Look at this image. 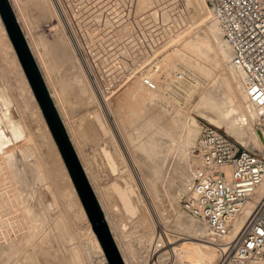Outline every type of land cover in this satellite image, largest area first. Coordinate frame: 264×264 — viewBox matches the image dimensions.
Wrapping results in <instances>:
<instances>
[{"label": "rangeland", "instance_id": "obj_1", "mask_svg": "<svg viewBox=\"0 0 264 264\" xmlns=\"http://www.w3.org/2000/svg\"><path fill=\"white\" fill-rule=\"evenodd\" d=\"M9 1L16 17L19 18L18 22L21 25L22 31L27 36V40L31 45L33 56L40 71L46 77L48 88L55 95L59 93L58 97L55 96V99H57V105L61 114L65 117L67 125H70L69 130L71 134L75 132L76 128H80V125L76 127V125L72 126L71 123L76 124L77 122L84 121V123L79 124L83 125L82 128L87 137H90V142L96 151L94 152L90 147H87L86 143L81 141V138L76 141L78 146L77 151L79 155L81 154L80 159L83 160V163L86 162L89 166L91 183L95 192L99 194V197L105 204L109 220H111V229L113 234H115V243L119 244L127 264H234L225 260L219 261L222 253L227 248V244L224 243L225 241L223 242L221 237L212 233L210 229L203 228L193 221L185 222V225H180L179 229L173 230V237L179 236L176 247L160 254V257L156 254L158 247L154 245L152 240L154 230L149 223L151 220L147 216V209L144 210L136 196L135 186L130 178L132 171L131 169H129V172L126 170L125 162L123 161L122 154H124V151L119 148L118 139H116V142L110 134H105L92 123L90 112L94 108V100H90L88 93L83 92L84 84L76 76V72H78V69H76V64L78 63L77 54L82 55L84 51L97 76L99 86H102V89L106 88L111 83V78L115 75L113 70L114 60L118 55L120 57L124 56L120 54L122 52L124 54V48L127 46L125 49L127 50L130 45L132 46L129 48L131 49V54L130 52L127 53L128 55L125 53L127 56L122 58V60L118 56L116 61L119 65L123 64V68L126 66L127 68H131L133 72L136 71L134 70L135 67L136 69L138 68L136 73L139 74L141 70H146L148 66L154 65V62L151 63L153 57L157 56L161 58V55L169 53L172 47L174 48L176 45L186 47L184 42L192 37V23L210 16L212 14L211 8L201 6L202 0ZM46 3L52 5L53 9L51 6L48 7ZM52 3L56 4L55 8ZM61 8L64 10L62 11ZM44 9L47 12V16L52 13L50 18L48 16L49 19L47 16H44L46 15ZM51 10H54V12H51ZM58 13L60 14L58 15ZM54 14L55 16L57 15V18L54 19H58L59 25L53 19ZM166 16L170 18L167 19L170 23L167 24L168 27L163 24V18ZM57 26L59 27L57 28ZM60 27L63 28V31L60 30ZM71 28H73L72 31ZM54 31L55 33H53ZM53 34H55V38ZM51 35L53 39L57 40L51 39ZM158 37H162V39L160 40ZM42 39L43 44L41 42ZM4 40L5 38L0 26V179L2 181L0 182H5L4 185L6 184V187L10 186L8 190V187L5 188L0 183V187H4V189L0 188V192L5 190L6 193L5 195L4 192L0 193V195L2 194L0 200L3 201L0 202L5 205L6 201L4 200L6 198L10 200L9 198L13 199L14 197L16 202L14 203L15 207L8 204V200V205L6 206L17 208L15 210L19 209V211L23 209L22 212L28 209L35 223L32 227L33 229H31L32 235L23 236L20 240L17 238L11 244V246L14 245L13 249L10 247L11 249L9 250V246L5 248H8L9 252L4 249V252L9 256L6 255V257L1 254V257L4 256V259L0 258V260L3 259L5 261L9 257L10 260L8 258L6 264H56L55 260L61 255L62 263L59 262V264H65V259L67 261L66 264L108 263L102 246L101 252L94 241L92 232H94L96 237L97 235L71 179L77 191V196L80 199L79 201H81L80 203L85 211L86 219L81 214L77 201L68 185V180L61 170L62 168L58 160L59 156H56V151L47 138L44 124L29 95L23 76ZM149 41L153 42V47L151 45V49L153 50L152 55L147 54L148 51L149 53L152 52L148 48L147 43ZM63 44L66 45L64 46L65 48L68 44L70 45L65 49L61 47ZM45 46H48V48ZM70 46L73 51L71 52V56L69 53L71 51ZM74 46L75 49H73ZM149 57H152V61L149 60ZM143 58L145 59L143 60ZM177 61L178 59L176 60L175 57L170 55H167L166 59L162 61L163 71L162 73H160V70V72L158 71L160 78L155 75L159 79V84L156 86V89H150L149 92L151 94L144 100L140 109L131 105V107L122 113L115 112L114 114L119 125L120 138L130 153L133 154L138 169L142 172L145 183L149 186L152 193L155 207L159 211L163 223L169 228L175 219H177L180 212L183 211L185 216L191 217L180 207V201L186 190H183L181 193L178 192L179 194L176 193L177 191H174L175 193L172 191V194H175L174 196H171L172 194L168 190L179 187L180 181L183 178V172L189 173L192 180L196 161L191 155V150L197 142L201 129L205 126L216 127L230 139L236 140L247 148L241 139L242 136L235 134L233 126H231L233 130L229 129L230 131H228L224 125H220L219 127V124H216L209 116L207 117L202 113L199 107L200 95L197 96L198 91L193 93L192 97L182 108L166 95V90H169L170 80H172V72L170 75L169 73ZM214 62L213 60L207 61L208 64H214ZM50 65L52 66L50 67ZM226 65L228 66L227 61L222 64V68H225V70ZM160 69L162 70V68ZM155 77L153 76L152 78L155 80ZM63 78L66 82L62 81ZM223 89H226L229 94L230 90H232L226 86ZM221 90L218 89L217 93H221ZM178 110L179 114L175 115V111ZM188 130L193 131L192 134L194 135L191 138L187 137ZM75 136L77 139L79 138L78 135ZM255 141L260 144L261 148H264V142L257 141V139ZM103 145L107 146L113 161L118 166L116 174L110 168L107 170L101 163V158L97 154V151L100 152ZM142 147L144 153L147 155L152 153V157H157V159L161 160L160 165L156 169L154 163L151 164L154 170H156L155 172H157L155 179L148 178L146 175L147 168L143 164L146 158L141 153ZM57 149L61 160H63L58 146ZM256 149L258 150V148L253 150ZM63 163L65 164L64 160ZM65 167L67 168L66 164ZM67 172L69 174L68 168ZM2 178L5 179L4 182ZM191 180L189 179L188 186ZM137 182L141 185L138 177ZM113 183L125 185L127 191L134 198L137 212L133 216H127L117 204V197L111 194ZM16 184H18L17 187L20 185L18 187L20 190L15 186ZM172 184L176 186L174 187ZM10 193L12 194L9 195ZM27 202L29 205L26 204ZM1 203L0 205H3ZM150 207L154 220L158 221L157 215L151 205ZM15 210L14 212H16ZM5 211L7 212L8 210H4L6 215L10 214ZM6 215L5 217L1 215L0 219L3 217L12 219L10 217L11 214L10 216ZM36 215L38 216L37 218ZM12 216L14 217V215ZM45 218L46 220H44ZM157 228L159 231L163 229L161 225L157 226ZM7 230L5 224L2 225L0 234H5L4 231L7 233ZM18 232V227L11 230L10 233L8 232V236H10L8 239H10L7 240L11 241ZM210 241L215 243L214 249L210 245H207ZM41 246L45 249L42 250ZM179 246L183 247L181 253L176 252ZM1 249L0 247L2 253L3 250ZM43 252L46 253V256ZM41 255L45 256L46 259L47 257L48 259L50 258V262H43Z\"/></svg>", "mask_w": 264, "mask_h": 264}, {"label": "bare ground", "instance_id": "obj_2", "mask_svg": "<svg viewBox=\"0 0 264 264\" xmlns=\"http://www.w3.org/2000/svg\"><path fill=\"white\" fill-rule=\"evenodd\" d=\"M59 1H56V2H59ZM64 1H66V0H64ZM80 1H85V0H79V2ZM213 1L214 0H202L200 5L203 6V7L211 8V6L213 4ZM40 2H41V0H40ZM45 2H46V0H45ZM60 3H59V5H60ZM42 5H40V6H42ZM55 5L53 4L54 8H55ZM49 6H51V8H52V5H48V7ZM22 7H24V6H22ZM45 7H46V5H45ZM62 8H61V10H62ZM45 9H44V11H45ZM48 11L50 12L49 9H48ZM51 12H54V10H51ZM46 13L47 12L45 11V14ZM56 13H57V11H56ZM63 13L65 14V12H63ZM51 14H48L49 18H50ZM59 14L60 13H58V15ZM44 16H47V14L44 15ZM48 16H47V18H48ZM54 16H55V14L53 15V19L57 18L56 17L57 15L55 17ZM65 18L67 20V16ZM61 19H62V17H61ZM163 19H164L163 24H165V25L170 24L168 22L169 20H167V19H170L168 16H166ZM17 20H19L18 17H17ZM55 20L57 21L58 19H54V21ZM68 21H69V19H68ZM57 22H58V25H59V21H57ZM193 23H192V28H191V30H193L192 31V37H190V39H188V41L184 42L186 47H179V45H176V46H174V48L172 47V50H170L169 53H165V54L161 55V58L160 57L158 58L157 56L155 58L153 57V61L151 60L152 57L151 58L149 57L150 58L149 60L152 61L151 63L154 62V65H152L150 67L148 66L147 69L145 68L146 70H143V71L141 70L142 72L140 71L139 74L136 73V71L138 69V68L136 69V67L134 69L136 71L133 72V70L131 68H127V66L123 68V66H122L123 64L119 65L118 62L116 61L117 57L119 56L118 55L116 57V59L114 60V63H113V70H114L115 75L111 78V80H110L111 83H109L108 86L106 88H104V89H102V86L101 87L99 86L97 76L95 75V73L93 71V68L91 66V63L88 60L85 52L83 51L82 55H78L77 54V56H78L77 61H78L79 65H77L78 63L76 64V66H77L76 69H78V72H76V76L84 84L83 85V88H84L83 92H87L89 97H90L89 99L90 100L93 99L94 103H95L93 110L90 112V116L92 118V123L94 125H96L97 128H99L105 134H110L112 136V139H114L115 141H116V139H118V143L120 144L119 148L124 151V154H122V157H123V161L125 162L126 170L129 172V169H131V171H132L131 172L132 174H130V178H131V180H132V182H133V184L135 186L134 190H135L136 196H137V198L139 200V203L144 208V210L147 209V211H146V212H148L147 216H149V219L151 220L149 223H150V225L152 226V228L154 230L153 231L154 236H153L152 240H153L154 245H157V247H158V250L156 251V254H158L159 257L161 256L160 254H162V253H164L166 251H169L173 247H176L179 236L177 235V236L173 237L172 232H173V230L179 229L180 225H185V222L187 223L189 221H193L194 223L195 222L198 223L203 228H204V226L197 219H195L194 217H192V216L189 217L187 215L185 216V214H183V211L178 214L177 219H175L174 223L170 226V228L167 227L163 223L162 217H161L159 211L157 210V208L155 207V203H154V200H153L152 193H151V191L149 189V186L146 185L145 180H144V176H143L142 172L139 171L138 166H137V164L135 162L133 154L130 153L129 149L127 148V146L125 145L123 140L120 138V136H121L120 129H119V125L117 124V120H116L114 114H115V112H117V113L121 112L122 113L127 108L131 107V105L132 106L134 105L137 109L141 108L144 100H146L148 98V96L151 94L149 92L150 89H156L157 88L156 86H158V84H159V79L157 77H155V75L160 78V74H158V71L160 70L161 72L160 71L159 72L162 73V71H163L162 61L164 59H166L167 55L175 57L176 60L178 59V61L173 65L172 70L169 73V75H170L171 72H172V76H171L172 80H170L169 90H166V92H167L166 95L169 98H171L176 103H178V106H180L182 108L183 105L186 102H188L189 99L192 97L193 93H196L198 91L199 94L197 93V96L200 95L199 96V101H200L199 107H200V110L202 111V113L204 115H206L207 117L209 116V118L213 122H215L216 124H219V127H220V125H224L225 129L228 130V131L233 130V128L231 129V126H233L234 129H235V131H234L235 134L238 135V136H242L241 139L245 143V146L247 147V149L253 150L255 148H258V149L261 148L259 146L260 144H258L255 141V139H257V141L264 142L263 135L258 134L256 132L257 129H259L258 125H260V128L262 126L261 124H262L263 121L261 123H259L257 120H260V118H262V116L264 115V113H263L264 110H261L259 112H255L252 108L250 109L245 104L244 94H243V92H242V90H241V88H240V86L238 84V80H237V77L235 75V72L229 66V59H230V56H231L230 49H229L227 43L225 42V40L223 39V37L220 35V32L217 29L216 21H215L214 16L211 14L210 16H207L205 18L197 20V21H195ZM48 24H50V23H48ZM64 24H66V23H64ZM56 25H57V23H56ZM0 26H1V30H2V33H3L4 38H5L4 41L7 43L6 45H8L9 50L11 52V56L13 57L15 63H17L18 69H19L21 75L23 76V79H24V82H25L26 87L28 89L29 95H30L33 103L35 104L34 106H36L37 111L39 113V116H40V118H41V120H42V122L44 124V128H45V131H46V134H47V138L49 139L52 147L55 149L56 156L57 157L59 156L58 160H59L61 168H62L61 170L63 171L64 175L66 176V178L68 180V185H69V187L71 189L72 194L74 195V197H75V199L77 201V205H78V207H79V209L81 211L82 216L85 217V219H86L85 211H84V209L82 207V204L80 203L81 201H79L80 199L77 196V191L75 190V187L73 186V183H72L71 178H70V176H69V174L67 172V168L65 167V164L63 163V160H61V158H60V155L58 153V149H57V146H56L57 144H56V142H55V140H54V138H53V136H52V134H51V132L49 130V127H48V125H47V123L45 121V118L43 117V114L41 113L42 111L39 108V104L37 102V99L35 98V95H34L32 89H31V86H30V84L28 82V79H27L25 73H24V70H23L19 60L17 59V55H16V52H15V49H14V47H13V45H12L10 39H9V36L7 34V31L5 29V26L3 24V21L1 19V17H0ZM52 27L53 26H51V28ZM54 27H55V24H54ZM58 27L59 26H57V28ZM166 27H168V25ZM52 29H54V28H52ZM62 29L63 28H61L60 30H62ZM72 29L73 28H71V31H72ZM55 31H57V30H55ZM55 31L53 33H55ZM68 33H66V34H68ZM74 34H76V33H74ZM54 35L55 34H53V36ZM53 36L51 35V37H52L51 39H53ZM64 37H65V34H64ZM162 37H158V38L161 40ZM25 38L27 39L26 35H25ZM54 38H55V36H54ZM57 38H58V36H57ZM37 39H38V36H37ZM40 39H41V37H40ZM61 39H63V38H61ZM76 39H78V38L76 37ZM53 40H57V39H53ZM42 41H43V39L41 40V42ZM66 41L67 40H65V42ZM27 42H28V40H27ZM58 42H60V41H58ZM62 42H64V41H62ZM162 42H163V40H162ZM38 43H40V42L38 41ZM66 43H68V41ZM28 44H29V42H28ZM42 44H43V42H42ZM54 44H57V43H54ZM74 44H75V42H74ZM147 44H148V48L152 51L150 53L148 51L147 54H151L152 55L153 54V50L151 48L153 47V42L149 41ZM155 44H156V42H155ZM69 45L70 44H68L67 47H69ZM151 45H152V47H151ZM64 46H66V45H64V44L61 45L62 48ZM29 47L31 49V45L30 44H29ZM45 47L48 48V46H45ZM126 47L124 48V51L127 54V53H129L131 51V49H129V48H131L132 46L130 45L129 48H127V50H125ZM73 49H75V46H74ZM133 49H132V51H133ZM70 50H69L70 51L69 53H70V56H71L72 55L71 52H73L72 49H71V46H70ZM145 50L147 51V49H145ZM31 51H32V49H31ZM122 53L121 54L119 53L121 56L124 55L122 57L119 56V58H121L120 60H122V58H124V57H126L128 55V54L126 55L125 53L124 54H122ZM130 54H131V52H130ZM64 55H65V53H64ZM140 55H142V54H140ZM145 56H146V53H145ZM145 58H143V60ZM56 59L58 60L57 57H56ZM75 59H76V56H75ZM120 60H118V61L120 62ZM210 60L215 61L214 64H210V63L208 64L207 61H210ZM77 61L75 60V62H77ZM226 61L228 62V66L226 65L227 67H226V70H225V68L224 69L222 68V64L225 63ZM138 62H140V61L138 60ZM51 66L52 65H50V67ZM145 67H147V66H145ZM223 67H225V66H223ZM160 68H162V70ZM177 69L184 73V77H182L181 79H177V78L174 77V71L177 70ZM42 76H43L44 81L46 83V86L48 88V85H47V82H46V77L43 75V72H42ZM153 76L156 78L155 80H154V78H152ZM144 78H150V79L152 78V80H154V81H152L154 83V87L151 88L150 86L145 84L144 80H143ZM65 79H67V78H65ZM62 81H64V78L62 79ZM64 82H66V81H64ZM225 86L227 88L232 89V90H230V94L227 92L226 89H223ZM147 89H149V90H147ZM218 89H222L221 90L222 92L221 93L220 92L217 93ZM48 91L50 93L51 98L53 99L54 105H55V107H56V109H57V111H58V113H59V115L61 117V120L63 122V125H64V127H65V129H66V131L68 133L69 139H70V141H71V143H72V145H73V147H74V149L76 151V154H77V156H78V158L80 160L82 168H83V170H84V172H85V174H86V176L88 178V181H89V183H90V185H91V187H92V189H93V191L95 193V196H96V198H97V200L99 202V206H100V208H101V210H102V212L104 214V219L106 220V223H107V225H108V227H109V229L111 231V234L113 236V239L115 241V234H113V231L111 229L112 228V225H111V222H110L111 220H109V217H108V214H107V211H106V208H105V204L101 200V198L99 197V194L95 192L93 184L91 183L92 181L90 180V177H89V166L87 165L86 162H84L85 164L83 163V160L80 159L81 154L79 155V153L77 151L78 150V146H77V142L76 141L80 140V138H81V141L86 143L87 147H90L92 150H94L93 145L90 142V137H87V134H85V132H84V130L82 128L83 125L79 124V123H84V121L77 122L78 124L77 123L74 124L73 122L71 123V121H70L72 126L76 125V127H78V125H80L79 126L80 128H78V129L76 127H74V128H76L74 130L76 133L74 132V133L71 134V132L69 130V126L70 125L69 126L67 125V122L64 119L65 117H63V115L61 114V111L59 109V106L57 105L58 104L57 103V99H55L56 98L55 96L58 97L59 93L55 95L53 93V91H51L49 88H48ZM238 100H239V102H238ZM177 114H179V110L175 111V115H177ZM263 124H264V122H263ZM74 128H72V129H74ZM14 132H12V133H14ZM192 133H193L192 130H188L187 131V137L191 138L194 135ZM75 135H78L79 138L77 139V137ZM8 142H9V140H8ZM83 146H85V144H83ZM95 151L96 150H94V152ZM141 153H143L145 155V158H146L143 161V164H145L146 168H147L146 169V172H147L146 175L148 176V178H154L155 179V176H157V172H155L156 170H154V168H153V166L151 164L154 163V167L156 169V167H158L160 165L161 160L157 159V157H152L151 156L152 153H149V155L144 153L143 147H142ZM93 154H92V156H93ZM97 154L101 158V163L103 164V167H105L107 170L110 168L111 171H113L116 174L118 166L113 161L112 156H111L107 146L103 145L101 151L100 152L97 151ZM20 156H21V154H20ZM89 156H90V154H89ZM148 157H149V159H148ZM22 159L24 160V158H22ZM10 171H11V169H10ZM194 174L195 173L193 172L192 177L194 176ZM182 176H183V178L180 181V184L178 183L179 187H175L177 185V183H176V185L172 184L175 187V188L173 187L175 190L170 188V190H168V192H170L171 194H172V191L173 192L177 191L176 193H178V192L181 193V192H183V190L187 189V186H188V183H189V179L191 180V175L189 173L183 172ZM137 177H138L141 185L137 182ZM4 178H5V175H4ZM2 180L4 182L5 179L2 178ZM0 181H1V179H0ZM4 183H1V184L4 185ZM17 185L18 184H16L15 186L17 187ZM4 186H5V188L8 187V186L6 187V184ZM9 187H8V190H9ZM111 188H112L111 194L113 196L117 197V204L121 207V210H123L126 213L127 216H133L137 212V207H136V205L134 203V198L131 196L130 192L127 191L126 186L125 185L122 186L120 184L113 183ZM1 189H4V187L1 188ZM15 191H16V189H15ZM34 191H36V190H34ZM3 192H4V195H5L6 194L5 190H3L0 193H3ZM174 193L172 195L171 194H169V195L174 196L175 195ZM263 193H264V179L255 188L254 195H253V201H249L243 207L241 213L239 215H237L232 220L231 226H230L228 232L226 234L220 236L222 241L223 242L225 241L224 243L227 244L228 242H231V241H233L236 238V236L238 234V231L241 228V226L244 224L245 219H246L247 215L249 214L250 209L253 207L254 202L257 201L259 199V197ZM11 194L12 193H10L9 195H11ZM1 196H2V194L0 195V197ZM9 199L10 200H8V198H6V200H4V201H6L5 205H4V203H1L3 201L0 200L1 201L0 203L3 204V205H0V218H1V215L5 217L6 214L4 213V210H8L9 212L8 211L7 212L5 211V212L6 213H10L11 216H10V214H7V215L12 217L11 220H10V218H4V217L2 219H0V228H2V225L5 224L6 230L8 229L7 233L4 231L5 234H0V247L2 248L1 250H3L2 253L0 251V258H3V259H4V256H6V255L9 256L6 252H4V249L7 246H9L8 248L10 250L14 246V245L11 246L12 242H15V240L17 238H19V240H20V238H22L23 236L32 235V230L31 229H33L32 227H33V225L35 223V221L31 217V213L29 212L28 209H26L24 212H22L23 209L20 210V211H19V209L15 210V209H17V208H14L15 207L14 203H16L15 200H14L15 198L13 197V199L12 198H9ZM7 200L9 201L8 204L13 205L14 207H7L6 206V205H8L7 204ZM26 204L29 205L28 202ZM149 204L152 206L154 212L156 213V215H157L156 217H157L158 221L154 220V218L152 216V213H151L152 212L151 211V207H150ZM14 210L16 212H14ZM40 213H42V212H40ZM12 215H14V217ZM37 217L38 216L36 215V218ZM42 217H43V215H42ZM149 219H148V221H149ZM44 220H46V218ZM88 225H90V224L88 223ZM159 225L162 226V228H163L162 230H164L163 232L162 231L159 232V230L157 228V226H159ZM15 227H18V231L19 232L16 233L14 238H12L13 241L12 240L8 241L10 239V238L8 239V237H10V236H8V232L10 233V231L14 230ZM206 229H208V228H206ZM210 231L215 234V232H213L212 230H210ZM92 235H93V237L95 239L94 241L96 242L97 247L102 252V248H101V245H100V243L98 241V238L95 236L94 232H92ZM52 236H53V234H52ZM164 236L166 237V240H165ZM17 242H19V241H17ZM115 244L117 246V249L119 250V253H120L121 257H122V260H123L124 264H127L123 254L121 252L119 244L117 242ZM207 245H210V247L212 249L215 248V243L213 241H210L209 243H207ZM8 248L5 249V251L7 250L9 252ZM182 248L179 246V248H177V250L176 249L175 250H176V252H180L181 253L182 252ZM44 249L45 248H43L42 250H44ZM74 250H75V248H74ZM33 252H31V253H33ZM45 252H43L44 255L46 254ZM58 252H59V250H58ZM75 252H73V253L75 254ZM51 253L53 254V252H51ZM1 254L4 255V256L1 257ZM58 254H60V253H58ZM102 255H103V253H102ZM41 256H42L41 260L43 262H46V261H47V263H48V261L50 262V258L48 259V257H47V259H46V257H45L46 255L45 256L41 255ZM8 258H7V260L5 259V261L2 259L4 262L2 260H0V264H6V262H8ZM9 260H10V258H9ZM55 261H56V264H59V262L62 261L61 260V255ZM66 262L67 261L65 259V264H66ZM30 263H32V262H30ZM77 263H79V262L77 261ZM105 264H108V263H105ZM246 264H264V263L263 262H260V263H251V262H249V263H246Z\"/></svg>", "mask_w": 264, "mask_h": 264}, {"label": "built area", "instance_id": "obj_3", "mask_svg": "<svg viewBox=\"0 0 264 264\" xmlns=\"http://www.w3.org/2000/svg\"><path fill=\"white\" fill-rule=\"evenodd\" d=\"M211 13L230 49L229 66L245 104L255 112L264 110V0H214ZM174 77L181 79L184 73L177 69ZM149 79L144 78V83L153 88ZM257 121L264 122V115ZM263 122L261 128L258 125L260 130ZM191 152L195 174L180 207L222 236L243 207L253 201L254 190L264 179V148L249 150L218 128L205 126ZM224 260L264 263V193L254 202L236 238L227 243L219 261Z\"/></svg>", "mask_w": 264, "mask_h": 264}, {"label": "water", "instance_id": "obj_4", "mask_svg": "<svg viewBox=\"0 0 264 264\" xmlns=\"http://www.w3.org/2000/svg\"><path fill=\"white\" fill-rule=\"evenodd\" d=\"M0 17L35 98L41 108L49 130L68 168L71 179L89 215L93 229L104 250L108 263L124 264L115 241L113 240L111 231L104 219V214L99 206V202L69 139L68 133L54 105L53 99L50 96L40 68L33 56L9 0H0ZM262 129H264V126ZM262 129L261 131L257 129L256 132L262 135Z\"/></svg>", "mask_w": 264, "mask_h": 264}]
</instances>
